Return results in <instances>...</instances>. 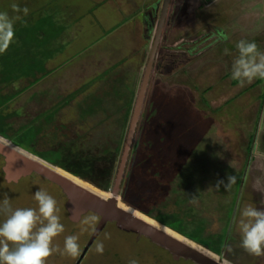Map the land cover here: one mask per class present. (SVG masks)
I'll use <instances>...</instances> for the list:
<instances>
[{
    "label": "rangeland",
    "instance_id": "374dc122",
    "mask_svg": "<svg viewBox=\"0 0 264 264\" xmlns=\"http://www.w3.org/2000/svg\"><path fill=\"white\" fill-rule=\"evenodd\" d=\"M14 3L21 10L27 7L28 14L14 12L11 7ZM164 4L165 0H0V12H6L10 18L19 15L36 19L43 14H53L58 21L71 23L77 20L72 30L73 46L49 65L51 69L60 66L62 69L54 71L55 76L45 79L44 84H37L19 96L13 108L27 104L25 109L31 115L46 111L97 78L91 89L103 97L106 112L91 116L93 101L85 102L78 97L72 105L60 109L54 121L62 122L69 129L66 133L69 135L88 129L93 132L94 127L97 128L109 115L112 120L123 116L127 111L121 109L123 101L119 100L116 91L122 93L134 75L138 94ZM201 4L202 0L169 1L149 82L151 98L147 105L153 109L152 90L158 88L168 97L171 114L164 118V124L151 119L152 126L142 134L141 149L146 152L147 144L153 143L156 146L153 152L159 153L154 157L156 165L153 169L157 171L166 166L165 178L174 179L171 185L164 184L168 190L166 200L161 203V208H164L162 216H168L174 223L177 222L176 214H182L180 217L188 220L192 228L203 221L205 231L200 233L201 238L210 239L213 233L220 231L229 236L231 232L234 238L230 243L231 251L220 256H225L232 264H264V255H249L241 247L239 229L241 212L245 207H264L261 203L264 201V173L260 168L263 153L259 136L253 150L248 149L251 135L260 124L258 109L264 98V85L257 84L259 78L243 84H235L231 78L232 63L238 55V41H254L264 52V0H214L204 2L205 6L200 8ZM136 13L139 15L135 16ZM18 27L14 25L15 33ZM221 33L228 39H221ZM118 64L110 72L117 75L114 80L99 79L100 75ZM128 72L132 73L131 77ZM7 85L0 84V88L9 92L12 87ZM114 86L120 87L115 89ZM47 87L51 93L45 98L30 100L35 92ZM156 112L152 111V116L156 117ZM108 123L106 120L101 125L109 130ZM184 132L186 137L181 136ZM49 146L48 138L41 139L40 150ZM122 155L123 149L115 177ZM248 158L253 160L250 165ZM3 165L0 154V224L11 214L3 209L5 198H8L12 211L24 208L38 211V203L34 199L38 190L47 192L57 202L56 215L64 231L52 241V247L60 251H54L45 264H129L130 260H136L138 264H198L189 258H176L169 249L150 242L147 237L140 239L138 235L120 229L115 222H109L92 240L101 220L99 214L88 211L79 220H73L67 208V197L59 185L38 173L9 182ZM184 176L186 183L182 185L178 178ZM229 176H236V182L228 190L223 185L216 187L220 180L227 183ZM157 177L146 181L155 191V188L163 186ZM119 198L124 202L123 195H118V203ZM178 208L183 211L176 212ZM69 235L78 237L77 256L62 254L65 238ZM98 243L104 246L102 254L96 250Z\"/></svg>",
    "mask_w": 264,
    "mask_h": 264
},
{
    "label": "trees",
    "instance_id": "16d2710c",
    "mask_svg": "<svg viewBox=\"0 0 264 264\" xmlns=\"http://www.w3.org/2000/svg\"><path fill=\"white\" fill-rule=\"evenodd\" d=\"M204 2H214V0H202L200 8L205 6ZM134 15L138 16L139 14L136 13ZM127 19H125V22ZM32 20L35 21L30 23L29 21ZM76 21L66 23L63 20H56L53 14H43L36 19L22 17L18 22L14 23L15 26L19 25V27L16 30L12 44L6 51L0 53V84H8L7 87L9 85L12 87V90H9V92H4L3 88H0V135L75 176L92 183L98 188L108 191L114 184L119 157L123 149L122 145L127 123L138 91L136 76H132V73L128 72V76L132 77L126 83L127 88H125L126 91L122 92L123 96H121L120 90L116 91L117 97L120 98L119 100L123 101L121 109H125L127 112L123 116L113 117V120L109 115L106 119L109 121L107 126L109 130L101 125L106 120L104 122L101 120L102 123L97 125L98 127L102 126L101 129L94 127L93 132L88 129L89 131L87 130L83 133L74 131L68 135L66 133L69 129L62 122L61 124L57 123L58 119L55 121L53 119H56L57 114L61 112L59 111L60 109L72 105L78 97H82V100L85 102L89 100L93 101V107L90 112L91 116H95L100 111L105 113L106 109L103 106V97L95 94V91L93 92L91 89L92 84L96 82L97 78L93 80V83L88 82L78 90H75L74 93L68 94L67 98L62 100L61 103L46 111L31 115L25 109V106L27 108V104L24 107L13 108L16 99L28 89L40 83L44 84L45 79L55 76L54 71L59 68L55 67L51 69L49 65L58 59L68 48L73 46L75 38L72 36V30L74 31L73 28ZM116 28L117 26L109 32H112ZM119 64L108 69L100 75L99 79L108 80L112 78L111 81L114 80V77L117 75L110 72L118 67ZM238 82L234 81L235 84H238ZM263 82V79L257 80V84ZM114 87L118 89L120 86ZM50 93V88H44L42 91L35 92L30 100L45 98ZM150 95L151 91L147 95L145 110L132 147L127 174L124 178L122 187L123 200L128 205L155 218L157 221L187 238L218 255H222L227 251L224 246L226 244L230 246V243L234 240L232 235H230L231 232L229 236L223 235L220 231L213 233L214 235L212 234L210 239L201 238L200 233L205 231L203 221L197 222L192 228L188 220L186 221L180 217L182 214H176L174 218L177 219V222L174 223L167 218L168 216H162L164 208H161V203H163L162 201L166 197L165 194L168 190L164 184L171 185L174 179L165 178L166 166L159 168L157 171L153 169L156 165L154 164L156 163L154 157L158 156L159 153L153 152L156 148V146H153V143L147 144L148 148L144 152L141 149V139L143 132L152 126L151 119L164 124V118L170 117L171 107L167 104L168 97L161 90L155 88L152 90L153 109H149ZM152 111H157L156 117L152 116ZM157 127L159 126L157 125ZM181 136L186 137L187 134L184 132ZM256 137L255 131L250 138L249 151H252L255 147ZM43 138L49 139L50 146L48 149L40 150L39 143ZM161 163L164 166V163ZM159 170L161 171L159 172ZM160 176L161 179L159 178ZM152 177H157L162 182L160 185H163L155 188L156 191L152 186L150 187L146 184L147 179ZM178 180L182 182L180 183L182 185L183 182L186 183L185 176L179 177ZM175 211L181 213L183 210L178 208Z\"/></svg>",
    "mask_w": 264,
    "mask_h": 264
},
{
    "label": "clouds",
    "instance_id": "9594fccd",
    "mask_svg": "<svg viewBox=\"0 0 264 264\" xmlns=\"http://www.w3.org/2000/svg\"><path fill=\"white\" fill-rule=\"evenodd\" d=\"M14 12L23 11L27 15V7L22 10L17 4L11 5ZM19 15L10 18L6 12H0V53L6 51L11 45L14 36V21L20 20ZM160 24V23H159ZM221 39L227 40L228 36L221 33ZM238 55L233 60L231 78L243 84L254 79H264V52L258 49V45L252 41L240 40L236 44ZM227 52V49L225 50ZM228 182H217L228 190L235 182L236 176H229ZM38 203V211L33 208L10 209L9 200H3V209L10 211L7 219L0 224V264H45L47 258L59 248L52 247L53 239L64 231L60 218L56 215V200L43 190L34 194ZM264 204V201L261 202ZM41 225L37 227V224ZM241 234V247L253 256L264 255V207H245L239 220ZM78 237L69 235L65 238L62 254L77 256L79 254ZM10 244L13 247H10ZM231 251L229 245L224 246ZM97 252L103 253L104 246L98 243ZM215 253V252H214ZM218 255V254H217ZM221 264H232L225 256H216ZM129 264H138L136 260H130Z\"/></svg>",
    "mask_w": 264,
    "mask_h": 264
},
{
    "label": "water",
    "instance_id": "95a60500",
    "mask_svg": "<svg viewBox=\"0 0 264 264\" xmlns=\"http://www.w3.org/2000/svg\"><path fill=\"white\" fill-rule=\"evenodd\" d=\"M169 1L170 0H165L151 56L147 63L146 70L139 88V92L135 100L133 108L134 110L132 113L128 134L123 148V155L120 160L114 184L110 191L112 193V196L108 198L102 197L87 189L86 187L80 185L79 183L74 182L73 180L65 177V174L61 175L57 173L56 171H62L63 173L69 174L73 178H76L82 182L90 183L64 170L63 168L54 165L53 163L43 159L42 157L18 146L8 138L0 135V154L3 156L4 160L3 170L5 172L6 179L9 182L19 181L23 177L38 173L46 177L48 181L59 185L67 197V208L70 211V215L73 220H79L81 216L84 213H87L88 211H93L99 214L101 216V220L93 235L92 240L95 239V237L109 222H115L120 229L132 232L138 235L140 239H142L143 237H147L150 239V242H156L162 245L163 247L169 249V251L174 254L176 258H189L198 264H221V262L208 255L204 251V249L217 255L213 251L196 243L195 241L187 238L179 232L157 221L155 218L144 214L143 212L133 207L138 212L150 217L154 221L161 224L163 227L174 231L180 234L183 238L189 240L190 242L199 245L201 248H203V250L190 245L184 240L172 236L165 229L159 228L156 225L142 219L135 213H132L120 207L117 199L118 195H122V187L125 178V173L132 152V147L136 139L139 121L141 119L146 103L149 82L154 67L155 55L158 48L164 17ZM95 187L100 191H105L98 188L97 186ZM89 246L90 244L85 248L84 254L88 251Z\"/></svg>",
    "mask_w": 264,
    "mask_h": 264
},
{
    "label": "bare ground",
    "instance_id": "6f19581e",
    "mask_svg": "<svg viewBox=\"0 0 264 264\" xmlns=\"http://www.w3.org/2000/svg\"><path fill=\"white\" fill-rule=\"evenodd\" d=\"M56 172L59 173V174H61V175H62V174H63V175L65 174V175H64L65 177H67V178L73 180L74 182L79 183L80 185L86 187L87 189L91 190L92 192H94V193H96V194H98V195H100V196H102V197H106V198H108V197H111V196H112V193H111V192L100 191L99 189H97V188L95 187V185L93 186L91 183H85V182H82V181H80V180H78V179H76V178H73V177L70 176L69 174L63 173L62 171H60V172L56 171ZM117 198H118V197H117ZM119 205H120V207H122L123 209H125V210H127V211H130V212H132V213H135L136 215H138V216L141 217L142 219H144V220H146V221H148V222H150V223L156 225L157 227L165 229V230H166L169 234H171L172 236H174V237H176V238H179V239H181V240H184L185 242L189 243L190 245H192V246H194V247H197V248L203 250V248H201L199 245L190 242L189 240L183 238L180 234H178V233H176V232H174V231H171V230H169V229L163 227L161 224H159L158 222L154 221V220L151 219L150 217H148V216H146V215H144V214L138 212V211H137L136 209H134L133 207H131V206L127 205L126 203H124L120 198H119ZM204 251H205L208 255H210L211 257H213V258H215V257L217 256V255L213 254L212 252H209V251H207V250H205V249H204Z\"/></svg>",
    "mask_w": 264,
    "mask_h": 264
},
{
    "label": "crops",
    "instance_id": "0c3cea01",
    "mask_svg": "<svg viewBox=\"0 0 264 264\" xmlns=\"http://www.w3.org/2000/svg\"><path fill=\"white\" fill-rule=\"evenodd\" d=\"M72 47V46H71ZM69 49V48H68ZM67 49V50H68ZM65 53V52H64ZM61 54L58 58H60L61 56H64L65 54ZM77 56H78V53H77ZM57 60V59H56ZM59 69H62V66H60V67H58ZM260 85H264L263 83H260ZM261 94H263V89H262V92H261ZM261 97V96H260ZM259 114H261V119H260V124H257V128H256V134H258L257 136H259V138L258 137H256V138H258L259 139V141H260V146H261V148H262V153H263V156H262V159H260V163H261V165H260V168H261V171H263V173H264V98H263V100H262V102H260V105H259ZM257 113V114H258ZM257 144V143H256ZM255 159V158H254ZM247 163L250 165V164H252L253 163V160L252 159H250V158H248L247 159ZM247 167V166H246ZM246 167H244V168H246ZM245 172H246V169H245Z\"/></svg>",
    "mask_w": 264,
    "mask_h": 264
}]
</instances>
